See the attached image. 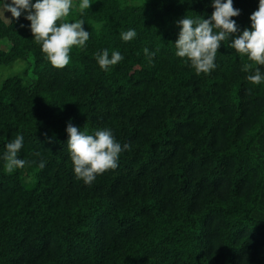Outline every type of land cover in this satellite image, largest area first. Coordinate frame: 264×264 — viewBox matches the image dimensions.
Listing matches in <instances>:
<instances>
[{"label": "trees", "instance_id": "obj_1", "mask_svg": "<svg viewBox=\"0 0 264 264\" xmlns=\"http://www.w3.org/2000/svg\"><path fill=\"white\" fill-rule=\"evenodd\" d=\"M126 1L90 0L83 14L77 1L67 21L82 19L90 38L62 69L26 15L0 16V65L33 60L28 83L14 76L0 88V264H264V83L247 81L230 39L209 74L175 55L177 22L210 19L213 0ZM233 6L241 32L250 28L259 0ZM129 29L137 35L124 42ZM104 50L124 59L102 70ZM69 122L110 129L131 149L85 184ZM17 135L27 163L8 174L3 154Z\"/></svg>", "mask_w": 264, "mask_h": 264}, {"label": "clouds", "instance_id": "obj_2", "mask_svg": "<svg viewBox=\"0 0 264 264\" xmlns=\"http://www.w3.org/2000/svg\"><path fill=\"white\" fill-rule=\"evenodd\" d=\"M90 0H81L79 11L91 8ZM6 12L19 19L23 12H27L25 19L30 21V30L34 42L41 47L46 60L55 68L66 67L71 60L73 48L83 50L90 38L85 31V22L80 19L68 22L73 0H4L0 3ZM214 11L210 19L203 17L193 18L186 16L179 20L178 39L175 41V55L182 58L186 64L194 69L197 75L209 74L217 65V52L225 40L230 39L228 46L235 50L241 58L246 57L248 62L243 63L242 71L250 73L246 79L253 85L264 83V0H259L258 10L251 14V27L239 29L233 17L240 15V10L234 8L233 0H213ZM124 42L133 40L137 33L134 29L121 32ZM158 51V49H157ZM145 56L151 63L156 53L144 49ZM95 58L102 70L107 71L111 66L121 62L124 57L119 51L109 56L108 50L97 52ZM67 146L77 179L85 184H91L97 175H101L118 166L119 155L124 150H130L131 145L121 146L116 142L110 129L96 130L93 134L81 131L78 127L68 123ZM23 146V136L17 135L6 144L3 154L4 170L11 174L16 169H23L27 163L18 158V152ZM39 167L43 169L45 163L41 161Z\"/></svg>", "mask_w": 264, "mask_h": 264}, {"label": "rangeland", "instance_id": "obj_3", "mask_svg": "<svg viewBox=\"0 0 264 264\" xmlns=\"http://www.w3.org/2000/svg\"><path fill=\"white\" fill-rule=\"evenodd\" d=\"M78 0H73V7L75 8ZM4 0H0V3H3ZM10 3L11 0H8ZM36 0H32V3H35ZM127 3L130 2V0L126 1ZM23 15H27V12H23ZM0 16L6 20L9 21L10 17L12 16L11 12H6L2 6H0ZM32 65L33 60L31 58L27 60H17L14 63L10 65H0V88L3 84V82L11 77L14 76H20L23 78L25 83H28L32 76ZM35 174V172H33ZM33 173H29L28 171L24 174V182L29 186L32 187V185L36 182V179L34 177ZM29 177L30 179H27ZM30 180V181H29Z\"/></svg>", "mask_w": 264, "mask_h": 264}]
</instances>
